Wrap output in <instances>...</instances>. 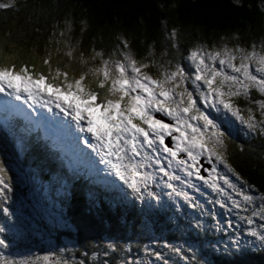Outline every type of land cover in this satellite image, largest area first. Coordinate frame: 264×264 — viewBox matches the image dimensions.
<instances>
[{
	"label": "trees",
	"instance_id": "1",
	"mask_svg": "<svg viewBox=\"0 0 264 264\" xmlns=\"http://www.w3.org/2000/svg\"><path fill=\"white\" fill-rule=\"evenodd\" d=\"M69 21L70 32L66 29ZM172 29L177 32L175 48L169 39ZM118 37L129 42L137 59H155L164 67L171 60L182 66L198 46L210 50L223 44L246 48L253 43L259 45L264 39V0H17L16 8L0 10V45L29 54H48L60 47L59 39H64V45L74 44L85 56L95 50L108 58L119 43ZM12 55L17 59L20 56ZM18 61L22 62L20 58ZM151 71L156 75L155 68ZM189 87L193 90L191 82ZM226 128L232 133L226 150L229 163L255 186L250 194L259 197L264 194V136L255 134L254 139L244 141L247 138L239 130ZM219 167L224 169L223 165ZM32 178L41 191L49 194L54 217L52 213L40 215L39 223L28 224L21 231L23 243L17 246L19 251L26 243H38L30 247L31 256L20 255L23 264H54L52 260L56 264H264V245L248 235L250 226L239 219L259 207L258 199L248 212L232 209L230 203L221 208L208 203L218 194L202 183L203 191L191 196L198 207L188 203L186 232L162 224L160 219L170 216L163 218L153 206L148 211L160 223L157 228L129 202L106 198L93 189L78 190L61 178ZM219 183L223 186V181ZM233 198L241 199L234 193ZM220 199L226 201L224 197ZM16 211L15 219L21 216V210ZM129 215L132 216L128 218ZM253 219L252 227L264 231L259 228L264 221L258 216ZM35 229L36 239L29 237ZM237 230L245 236L243 241L238 240ZM5 249L0 247L1 252Z\"/></svg>",
	"mask_w": 264,
	"mask_h": 264
},
{
	"label": "snow or ice",
	"instance_id": "2",
	"mask_svg": "<svg viewBox=\"0 0 264 264\" xmlns=\"http://www.w3.org/2000/svg\"><path fill=\"white\" fill-rule=\"evenodd\" d=\"M16 6L17 0H0V10H11ZM66 29L71 31L70 21L66 23ZM60 35L63 36L64 32ZM176 37L177 32L172 29L169 39L173 48L177 46ZM117 39L119 43L107 59L102 51L95 50L90 56L80 52L76 57L75 49L66 46L64 55L70 60L78 59L83 65L99 58L92 67L81 71L78 78L70 77L69 72L60 67L53 70L52 52L41 59L47 72L34 63L31 66L22 63L19 67L16 63H0V92H5L7 86L15 89L17 100L21 98L18 93L23 91L35 101L48 89L46 103L54 100L55 107L65 115H71L80 131L90 133L98 141L97 147L103 157L101 162L108 165L118 180L139 199H143L145 193L154 199L159 198L149 190V185L156 183L160 173L167 177L166 181L161 180L163 186L172 190L168 195L174 193L182 197L193 208L198 205L171 181H179L199 191L192 182L194 176L195 180L202 181L218 194L211 202L221 208L230 203L232 209L248 212L258 199L259 207L252 210L251 215H237L250 226L248 235L264 245V231L252 227L255 223L253 217L258 216L264 221V194L259 197L250 194L255 186L248 183L227 158L229 133L199 106L203 104L204 108L211 106L217 112L223 111L247 133L264 136V39L259 45L253 43L250 48L223 44L206 50L205 46H198L187 57L194 72L171 60L166 61L168 67H164V64L157 65L155 59H137L129 42L123 37ZM149 55H152L151 51ZM2 56L3 49L0 48V58ZM153 68L156 75L152 74ZM90 75L92 80L88 79ZM17 80L21 83H16ZM189 82L193 90H189ZM241 98L245 104L243 108L238 104ZM154 113L168 117L171 122L157 118ZM82 121L86 127L81 126ZM165 137H170L174 144L169 146ZM181 153L186 158H182ZM205 156L211 165L209 177L201 174V158ZM162 161L167 162L166 167L162 166ZM173 162L189 179L169 171ZM218 165H223L239 183L218 172ZM146 168L153 170L144 171ZM3 172L4 166L0 165V173ZM211 173L216 175L213 177ZM219 181H223V186ZM0 184H3L2 178ZM233 193L241 199H234ZM259 228L264 230V223ZM4 243L0 239V245Z\"/></svg>",
	"mask_w": 264,
	"mask_h": 264
},
{
	"label": "rangeland",
	"instance_id": "3",
	"mask_svg": "<svg viewBox=\"0 0 264 264\" xmlns=\"http://www.w3.org/2000/svg\"><path fill=\"white\" fill-rule=\"evenodd\" d=\"M59 42H60V47L59 48L55 47L54 50L50 51V52L53 53V55H52L53 70H55L56 67H60L62 71H68L70 77L71 76L78 77V75L80 74V72H81L82 69L86 71L87 68H89L88 65H91L90 67H92L93 64L97 63L98 60H99V58H97V61H94V62L91 61L90 64H88V65H83L82 64V66H81L82 69H81V67H78L77 66L78 64L81 65V63H79V60L78 59H72V60H70L68 57H66L64 55V52L67 50L66 49V45H64V39H59ZM69 46H71V47H73L75 49L74 44L69 45ZM0 48L3 49V53H5L6 55L7 54H9V55L16 54L17 56L20 55V56H18V59L20 58L22 60L21 64L22 63H27V64H29L31 66L34 63L37 68H41L42 67L43 70L45 72H47V66H42V64H41V59L43 57L47 56V54H40V55L29 54L28 52H25L23 50L16 51V48L14 49V47L9 49V47H7L5 45L4 46L0 45ZM57 49H59V55H57ZM11 52H14V53H11ZM74 55L76 57H78L79 56V52L75 50ZM6 57H8V56H6ZM64 60H66V63L64 62ZM65 65H67V67H65ZM241 103H244L243 98H241L238 101V104L240 106H245V105H241ZM208 109H211L212 110V107L209 106ZM212 111L215 113V117L220 116L221 113L223 112V111L217 112L214 109ZM157 114H159V113H157ZM240 129H241V131H242L243 134H246L244 128L241 127ZM137 159H139V158H137ZM228 160H229V157H228ZM146 170H148L150 172L153 169L152 168H146ZM157 177H158V179H160L159 178L160 176H157ZM166 189H167L166 190L167 199H170V200L177 199V197L175 196L174 193L171 196L168 195V193L172 192L171 189H168V188H166ZM26 206L28 207L29 205L27 204ZM37 235H38V233L36 231L35 232V239L37 238ZM36 244H38V243H26V245L22 248V250H20L17 253V255H15L16 253L13 252V251H8V249L10 247L8 249H6L5 251H2V252L0 251V263L17 264L16 262H18V264H23L24 263V260L21 258L20 255H23V256H31L32 255L31 254L32 253L31 250H33V249H30V247L32 245H36ZM65 246H69V245H65ZM34 249H36V248H34ZM58 258L59 257H55V259H58ZM52 262L54 264H56L57 261L52 260ZM74 264H77V263H74Z\"/></svg>",
	"mask_w": 264,
	"mask_h": 264
},
{
	"label": "bare ground",
	"instance_id": "4",
	"mask_svg": "<svg viewBox=\"0 0 264 264\" xmlns=\"http://www.w3.org/2000/svg\"><path fill=\"white\" fill-rule=\"evenodd\" d=\"M50 120H51V118H50ZM27 133V132H26ZM52 152H54V151H52ZM57 157V156H56ZM52 158H54V156H52ZM61 159V161H66L65 159H64V157H57V160H60ZM74 167H76V166H74L73 164H72V166H71V168H74ZM71 171H72V169H71Z\"/></svg>",
	"mask_w": 264,
	"mask_h": 264
}]
</instances>
